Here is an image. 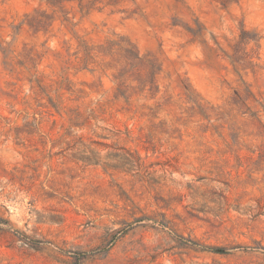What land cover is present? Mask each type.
<instances>
[{"label": "rangeland", "instance_id": "obj_1", "mask_svg": "<svg viewBox=\"0 0 264 264\" xmlns=\"http://www.w3.org/2000/svg\"><path fill=\"white\" fill-rule=\"evenodd\" d=\"M0 264H264V0H0Z\"/></svg>", "mask_w": 264, "mask_h": 264}]
</instances>
